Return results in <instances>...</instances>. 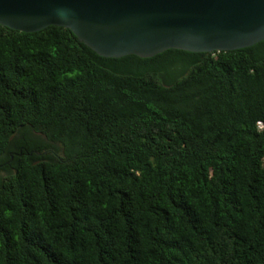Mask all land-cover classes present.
I'll return each instance as SVG.
<instances>
[{
  "label": "trees",
  "instance_id": "trees-1",
  "mask_svg": "<svg viewBox=\"0 0 264 264\" xmlns=\"http://www.w3.org/2000/svg\"><path fill=\"white\" fill-rule=\"evenodd\" d=\"M0 264H264V39L115 57L0 24Z\"/></svg>",
  "mask_w": 264,
  "mask_h": 264
},
{
  "label": "water",
  "instance_id": "water-1",
  "mask_svg": "<svg viewBox=\"0 0 264 264\" xmlns=\"http://www.w3.org/2000/svg\"><path fill=\"white\" fill-rule=\"evenodd\" d=\"M0 24L63 26L102 56L232 51L264 39V0H0Z\"/></svg>",
  "mask_w": 264,
  "mask_h": 264
}]
</instances>
